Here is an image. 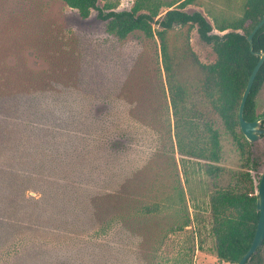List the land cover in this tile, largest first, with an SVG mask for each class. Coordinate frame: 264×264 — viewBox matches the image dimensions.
<instances>
[{"label":"trees","instance_id":"trees-1","mask_svg":"<svg viewBox=\"0 0 264 264\" xmlns=\"http://www.w3.org/2000/svg\"><path fill=\"white\" fill-rule=\"evenodd\" d=\"M61 1L83 19L97 11L107 32L120 40L135 33L159 39L179 153L204 162L218 264H238L253 243L260 218L256 171L264 163L254 158L239 110L260 60L255 52L264 54V26L253 38V50L248 41L264 17V0H245L230 15L223 10L232 0H218L222 10L213 15V24L201 12L185 11L202 0H135L130 10L122 11L114 3L100 8L98 0ZM195 29L216 54L214 63H201L193 51ZM263 85L264 64L245 107L247 121L258 118L255 98ZM44 100L0 106V264H103L106 250L108 262L114 264L116 234L109 233L113 224L83 234L95 214L89 201L103 197L90 193V182L75 170L85 168L83 147L89 139L83 119L88 117L73 110L79 119L74 124L73 116L68 120L64 114L71 110L64 102ZM115 144H109L112 152L117 151ZM229 146L238 157L236 169L227 165ZM111 167L101 164L100 170L112 178ZM158 211V205L146 206L143 215ZM77 241L84 246L71 245ZM246 264H263L262 248Z\"/></svg>","mask_w":264,"mask_h":264},{"label":"rangeland","instance_id":"rangeland-1","mask_svg":"<svg viewBox=\"0 0 264 264\" xmlns=\"http://www.w3.org/2000/svg\"><path fill=\"white\" fill-rule=\"evenodd\" d=\"M244 2L232 0L223 13L237 12ZM109 3L122 11L135 0H98L100 8ZM221 10L218 0L185 9L203 13L212 24ZM191 46L201 63L216 61L196 29ZM34 98L64 102L74 124L79 119L73 110L88 117V159L75 170L90 182V193L103 197L89 201L95 214L83 234L113 224L114 264H218L208 177L203 161L179 153L158 38L135 33L120 40L107 32L97 11L83 19L61 0H0V106L18 107ZM255 102L256 115H264V85ZM250 143L254 158L264 163V137ZM228 148L227 165L236 169L238 157ZM101 164L112 166V178ZM263 172L264 166L256 171L257 184ZM155 205L158 213L143 215ZM262 258L264 264V246ZM108 260L106 250L103 264Z\"/></svg>","mask_w":264,"mask_h":264},{"label":"water","instance_id":"water-1","mask_svg":"<svg viewBox=\"0 0 264 264\" xmlns=\"http://www.w3.org/2000/svg\"><path fill=\"white\" fill-rule=\"evenodd\" d=\"M264 26V17L261 20V22L254 28L252 33L248 37V41L251 46V50H253V38L255 34ZM255 55L260 57V60L256 67L254 68L247 87L245 89V92L242 97L241 106L239 110V121H240V127L244 134V136L247 138L249 142H257L262 137H264V115L258 116V118L254 121H247L245 119V107L249 98V95L251 93V90L253 88L254 82L256 80V77L261 69V67L264 64V54L260 52H255ZM257 211L260 214L258 227L256 231L255 238L253 240V243L248 250V252L244 255V257L241 259V261L238 264H246L250 258L253 255L258 254V251L260 248L264 245V172L262 174L258 193H257Z\"/></svg>","mask_w":264,"mask_h":264},{"label":"flooded vegetation","instance_id":"flooded-vegetation-1","mask_svg":"<svg viewBox=\"0 0 264 264\" xmlns=\"http://www.w3.org/2000/svg\"><path fill=\"white\" fill-rule=\"evenodd\" d=\"M263 128H264V126H263Z\"/></svg>","mask_w":264,"mask_h":264}]
</instances>
